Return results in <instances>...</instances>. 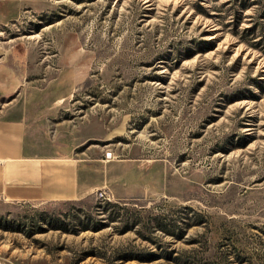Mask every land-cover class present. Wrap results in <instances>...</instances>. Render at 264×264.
<instances>
[{
	"label": "rangeland",
	"instance_id": "obj_1",
	"mask_svg": "<svg viewBox=\"0 0 264 264\" xmlns=\"http://www.w3.org/2000/svg\"><path fill=\"white\" fill-rule=\"evenodd\" d=\"M9 50L39 151L91 191L0 198V264H264V0H0Z\"/></svg>",
	"mask_w": 264,
	"mask_h": 264
},
{
	"label": "crops",
	"instance_id": "obj_2",
	"mask_svg": "<svg viewBox=\"0 0 264 264\" xmlns=\"http://www.w3.org/2000/svg\"><path fill=\"white\" fill-rule=\"evenodd\" d=\"M26 58V51L0 55V90L12 95L0 106V198L9 202L80 200L91 191V186L80 184V162L39 151L33 134L38 127L33 126L19 93H14L20 83L16 63L26 64Z\"/></svg>",
	"mask_w": 264,
	"mask_h": 264
},
{
	"label": "trees",
	"instance_id": "obj_3",
	"mask_svg": "<svg viewBox=\"0 0 264 264\" xmlns=\"http://www.w3.org/2000/svg\"><path fill=\"white\" fill-rule=\"evenodd\" d=\"M104 201L103 204L97 205L98 208L102 211H111L115 207H117V203L111 202L110 200H101ZM74 218V215H73ZM76 218V216H75ZM153 222L154 227L157 230L166 231L165 229V223L163 221V218L160 215L153 216ZM39 222L44 223L45 226H37L36 229H54V230H60L62 232L67 233H79L83 230H89V229H99V225H97L93 220L92 216L90 214L83 212V218L77 217L76 218V224H70L69 221L65 220V218H61L60 216H56L53 214H49L48 212L40 214V218L38 219ZM33 229V228H32Z\"/></svg>",
	"mask_w": 264,
	"mask_h": 264
},
{
	"label": "built area",
	"instance_id": "obj_4",
	"mask_svg": "<svg viewBox=\"0 0 264 264\" xmlns=\"http://www.w3.org/2000/svg\"><path fill=\"white\" fill-rule=\"evenodd\" d=\"M96 197L101 199V200H108L110 199L108 196V193L104 188H99L95 191Z\"/></svg>",
	"mask_w": 264,
	"mask_h": 264
}]
</instances>
